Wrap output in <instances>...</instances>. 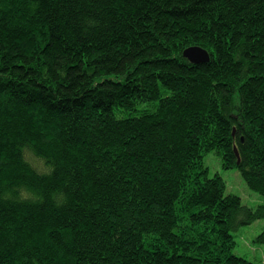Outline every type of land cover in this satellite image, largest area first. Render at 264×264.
Masks as SVG:
<instances>
[{"label": "trees", "instance_id": "1", "mask_svg": "<svg viewBox=\"0 0 264 264\" xmlns=\"http://www.w3.org/2000/svg\"><path fill=\"white\" fill-rule=\"evenodd\" d=\"M212 151L264 196V0H0V264H256Z\"/></svg>", "mask_w": 264, "mask_h": 264}, {"label": "rangeland", "instance_id": "2", "mask_svg": "<svg viewBox=\"0 0 264 264\" xmlns=\"http://www.w3.org/2000/svg\"><path fill=\"white\" fill-rule=\"evenodd\" d=\"M139 107L142 108L143 106ZM204 163L209 169V177L219 174L225 180L226 194L239 196L244 205L252 208L264 205V196L248 186L238 168L225 169L221 157L215 151L205 155ZM263 233L264 219L256 220L250 225L233 230L235 246L232 252L253 263H264Z\"/></svg>", "mask_w": 264, "mask_h": 264}, {"label": "water", "instance_id": "3", "mask_svg": "<svg viewBox=\"0 0 264 264\" xmlns=\"http://www.w3.org/2000/svg\"><path fill=\"white\" fill-rule=\"evenodd\" d=\"M183 55L188 60L196 64L208 62L210 60L208 50L201 46H190L184 50ZM235 153L238 158V163H240L241 159L237 147H235Z\"/></svg>", "mask_w": 264, "mask_h": 264}]
</instances>
